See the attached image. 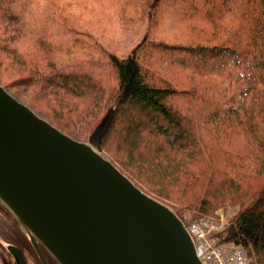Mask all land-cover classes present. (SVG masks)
Wrapping results in <instances>:
<instances>
[{"label":"trees","instance_id":"1","mask_svg":"<svg viewBox=\"0 0 264 264\" xmlns=\"http://www.w3.org/2000/svg\"><path fill=\"white\" fill-rule=\"evenodd\" d=\"M164 2L196 38L168 41L147 28L126 55L108 53L106 80L43 59L46 39L32 49L12 45L18 38L8 26L20 14L15 0H0V50L28 73L11 85L29 87L31 106L75 138L110 117L98 148L126 175L185 223L220 219L219 209L233 208L212 238L233 241L252 264H264V0H145L140 7L153 22ZM222 73L227 84L212 80ZM87 93L103 118L80 107ZM76 120L84 130L72 127ZM121 125L131 147L114 140ZM142 132L155 142L136 154Z\"/></svg>","mask_w":264,"mask_h":264},{"label":"water","instance_id":"2","mask_svg":"<svg viewBox=\"0 0 264 264\" xmlns=\"http://www.w3.org/2000/svg\"><path fill=\"white\" fill-rule=\"evenodd\" d=\"M0 201L58 264H206L174 209L2 84Z\"/></svg>","mask_w":264,"mask_h":264},{"label":"rangeland","instance_id":"3","mask_svg":"<svg viewBox=\"0 0 264 264\" xmlns=\"http://www.w3.org/2000/svg\"><path fill=\"white\" fill-rule=\"evenodd\" d=\"M143 1L145 0H15L14 7L19 12L20 18L9 23V34L13 39L18 38L14 40L17 44H11L32 49L34 43L46 39L41 52L43 59L55 58L68 70L90 72L102 79L112 80L108 53L126 55L143 38L147 28L157 38L168 41L196 38L189 36L190 29L173 11L171 2L162 4L156 15L157 20L152 22L149 15L140 7ZM42 66L46 70L43 62ZM21 70L23 69L15 64L10 56L0 50V83L20 101L31 106L30 88L11 85L14 77L28 74ZM25 70L28 71V69ZM178 71L183 73V71ZM226 76V73H222L211 78L220 84H227ZM78 101L81 108L85 107V110L91 111L90 114H95L96 118L105 116L106 112H100L93 107L90 93ZM43 103L38 102L37 104L42 106ZM32 108L37 112L36 107ZM74 122L72 127L77 131L85 129V125L80 124V120ZM123 126L121 125V128ZM144 126L141 125L139 129L147 131L149 128ZM59 128L65 133L68 132ZM122 132L123 136L117 135L114 140L128 147V142L124 138L127 135L125 128ZM142 133L135 139L134 152L136 154L149 150L155 142V139L152 140L146 136V133ZM92 135L87 133L76 139L87 142L91 141ZM101 151L108 156L104 150ZM233 211V208L217 211L221 219L214 218L213 221L207 223L211 234L226 224L228 215Z\"/></svg>","mask_w":264,"mask_h":264},{"label":"flooded vegetation","instance_id":"4","mask_svg":"<svg viewBox=\"0 0 264 264\" xmlns=\"http://www.w3.org/2000/svg\"><path fill=\"white\" fill-rule=\"evenodd\" d=\"M0 264H58L36 237L29 236L0 201Z\"/></svg>","mask_w":264,"mask_h":264},{"label":"built area","instance_id":"5","mask_svg":"<svg viewBox=\"0 0 264 264\" xmlns=\"http://www.w3.org/2000/svg\"><path fill=\"white\" fill-rule=\"evenodd\" d=\"M191 229L198 238V252L206 260L213 264H248L242 250L232 247L231 251L226 252L222 248H211L203 241V233L200 229L196 226H193Z\"/></svg>","mask_w":264,"mask_h":264}]
</instances>
